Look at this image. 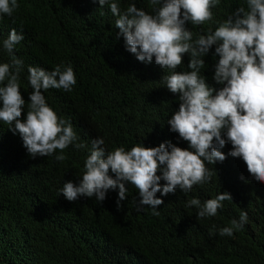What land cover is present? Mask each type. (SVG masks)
I'll use <instances>...</instances> for the list:
<instances>
[{"label": "trees", "instance_id": "1", "mask_svg": "<svg viewBox=\"0 0 264 264\" xmlns=\"http://www.w3.org/2000/svg\"><path fill=\"white\" fill-rule=\"evenodd\" d=\"M132 2L151 11L148 0H120L121 10ZM18 4L13 17L0 22V63L11 59L3 51V39L12 28L22 31L24 39L14 55L24 62L20 87L26 101L32 91L28 66L51 70L70 64L77 77L73 89L53 88L45 96L88 148L69 146L62 162L55 156L33 158L20 134L0 121V264H264V182L251 176L242 158L227 155L231 142L220 149L227 158L208 165L214 173L211 180L187 193L177 189L163 196L164 203L155 210L159 215L149 206L137 209L140 196L131 184L119 209L118 188L109 190L102 204L95 197L69 202L60 194L66 181L79 182L94 138L102 137L109 152L130 150L138 143L189 147L168 124L179 109V94L165 86L167 70L154 59L140 62L127 51L123 36L116 38L117 17L109 6L101 8L98 0ZM243 4L220 0L211 21L198 26L187 22L186 27L195 39L215 30ZM214 51L215 46L204 57L202 72L219 88L213 80L218 60ZM189 60L185 54L177 71H190ZM224 191L233 200L224 201L214 217L198 219V209L187 206L192 198L203 203ZM241 212L249 218L244 228L231 237L220 236L219 230L239 220Z\"/></svg>", "mask_w": 264, "mask_h": 264}, {"label": "clouds", "instance_id": "2", "mask_svg": "<svg viewBox=\"0 0 264 264\" xmlns=\"http://www.w3.org/2000/svg\"><path fill=\"white\" fill-rule=\"evenodd\" d=\"M219 2L148 0L149 12L137 7L136 2L122 11L120 0H98L101 8L109 6L117 17L116 38L123 36L127 51L140 62L151 63L154 59L167 70L162 80L170 92L179 94L180 101L179 109L168 120L170 131L178 133L189 147L172 142L154 147L138 143L130 150L117 147L109 152L102 137L94 138L79 182L68 180L60 190L65 199L75 202L95 197L102 204L109 190L118 188L119 209L127 199L126 185L131 184L140 196L137 209L149 206L154 215H159L155 210L164 203L163 196L177 189L187 193L209 182L214 173L208 165L223 162L227 155L242 158L251 176L264 182V0H244L215 30L208 29L194 39L187 22L198 26L211 21L212 9ZM18 7V0H0V22L5 16L13 17ZM23 39V32L12 28L2 42L3 51L11 59L0 63V121L20 134L31 157L55 156L62 162L69 146L83 150L88 144L80 141L73 124L47 103L45 93L53 88L71 91L77 83L76 73L70 64L56 65L51 70L28 66L32 91L26 101L20 87L24 62L14 55ZM213 46L212 55L218 57L213 80L221 85L219 88L210 84L202 72L204 57ZM185 54L190 56V71H177ZM229 142L232 149L226 155L220 149ZM226 200L233 197L224 191L203 203L192 198L187 206H195L197 218L203 219L216 216ZM248 219L247 212H241L239 220L221 228L219 235L233 236Z\"/></svg>", "mask_w": 264, "mask_h": 264}]
</instances>
